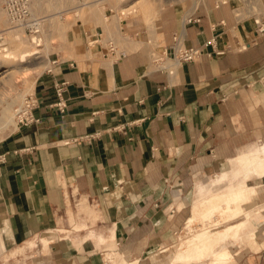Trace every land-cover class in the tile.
<instances>
[{
    "label": "crops",
    "instance_id": "obj_1",
    "mask_svg": "<svg viewBox=\"0 0 264 264\" xmlns=\"http://www.w3.org/2000/svg\"><path fill=\"white\" fill-rule=\"evenodd\" d=\"M234 2L181 25L166 16L157 45L138 24L94 17L51 54L33 89L38 122L0 146L8 261L22 248V264H196L164 251L231 181L233 201L252 197L228 235L245 231L252 247H216L227 238L207 254L264 264V37ZM176 38L200 60H180Z\"/></svg>",
    "mask_w": 264,
    "mask_h": 264
},
{
    "label": "rangeland",
    "instance_id": "obj_2",
    "mask_svg": "<svg viewBox=\"0 0 264 264\" xmlns=\"http://www.w3.org/2000/svg\"><path fill=\"white\" fill-rule=\"evenodd\" d=\"M214 1L215 0H40L33 4V16L40 20V29L38 33H30L26 29L24 31L22 28H13L12 25L9 24L0 0V11H2L5 20L3 29L9 27L10 30L18 29L20 33L29 40L26 44L29 50L33 49L36 53L34 56L26 58L23 61H6L3 58V54L6 50L13 51L14 44L9 41L10 39L7 40L6 36L0 37V125H3L5 122L9 123L5 131H0V146L18 129L15 110L20 107L27 96L34 94L31 90H29L31 92L26 91L25 87H27L28 80L33 77L40 67L45 68L46 65L49 66V57L51 54L55 51H59L60 46L69 44L71 34L81 31L89 20L94 17H101L106 21L112 19L115 22L125 19L130 24H138L139 27L141 26L145 29L150 35V38L155 37L156 41L154 44L157 45L163 27V20L166 16H170L173 23L177 22L181 25L184 19L187 16L189 17L191 15L190 13L194 10L200 6L209 5ZM143 3L145 4L144 7L141 5ZM242 3H244V0H235L234 7H240ZM140 6L143 9L140 8ZM1 33L3 32H0V34ZM48 69L45 68L41 75ZM38 78L35 87H37ZM9 117L11 118V122H9ZM253 178H255L254 183L249 185L257 186L259 183L256 181L257 177ZM235 186L236 184H231V181H228L222 186H217L216 191L221 190V196H213L216 192L214 190L207 194L212 196L207 199L206 204L203 203V206H205L204 211L208 210L213 205H218L220 210L210 215L208 213L209 211L206 214H203L204 211L200 214L198 212L199 210L195 209L193 216L194 220H189L186 227L177 235L174 246L169 250L165 249L164 254H176L177 258L182 260V263H184L183 261L185 259L188 261H196L195 259L199 258L197 256H184L180 258L179 254L185 251V253H190L193 249L198 250L202 246L208 244L205 253L201 255V262H196V264L202 262L216 264L215 257L207 253L210 250H212V252L214 251L212 248L219 240L229 238L227 241L219 243L221 245L216 246L222 250H232L233 247L234 251L238 249L239 252H244L248 246L252 247V244L249 245L247 242L248 239L247 236H245V231L241 232L240 236L237 238H231V236L228 235L229 232L234 231L233 228L228 232L222 231L223 228L229 225L236 224L240 220L243 221L248 215L243 211L242 205L247 204L252 196L248 198L244 196L241 200L239 197L233 201L234 197L231 198L230 193L232 190L236 189ZM4 235L5 230L0 229V243L4 241ZM189 242H192L191 244H194V246L192 248L190 247V250H187L189 249L187 246ZM6 253H8L7 249L0 250V264H22L21 260L17 259V256H31V254L26 253L21 248L15 250L14 253L12 251L10 252L11 257L14 258V262H10L8 261ZM206 254L207 257L205 256ZM229 262L230 259H228L225 264H229ZM188 263L191 262H186L184 264Z\"/></svg>",
    "mask_w": 264,
    "mask_h": 264
},
{
    "label": "built area",
    "instance_id": "obj_3",
    "mask_svg": "<svg viewBox=\"0 0 264 264\" xmlns=\"http://www.w3.org/2000/svg\"><path fill=\"white\" fill-rule=\"evenodd\" d=\"M35 0H1L2 7L12 26H24L30 33H38L36 25L39 19L34 18L31 5ZM260 0H244L245 4L251 11L256 26V34L258 37H264V15L261 11ZM172 47L182 61H197L203 56L204 51L201 48H184L181 46L178 38ZM206 47H208L206 45ZM217 54H221L217 53ZM60 101L54 106L59 111H63L64 104L61 99V94H58ZM39 105L38 98L33 94L27 96L19 108L15 110L18 129L27 128L38 122L35 117V110ZM79 143V140L74 141V144Z\"/></svg>",
    "mask_w": 264,
    "mask_h": 264
},
{
    "label": "bare ground",
    "instance_id": "obj_4",
    "mask_svg": "<svg viewBox=\"0 0 264 264\" xmlns=\"http://www.w3.org/2000/svg\"><path fill=\"white\" fill-rule=\"evenodd\" d=\"M37 1H40V0H35L32 5H31V9H32V13L33 12V4L36 3ZM46 1V0H45ZM143 7L145 6V4H141ZM140 8H142L140 6ZM143 9V8H142ZM141 9V10H142ZM4 10V9H3ZM87 11V10H86ZM5 12V11H4ZM6 14V13H5ZM7 16V15H6ZM8 19V17H7ZM9 21V19H8ZM63 21V20H62ZM9 24L11 25L10 21H9ZM5 25V20H4V15L2 13V11H0V32H3L0 34V37L1 36H6V39H10L9 41L11 43L14 44V50L11 51V50H6V52L3 54V58L6 60V61H13L14 62H18V61H23L25 60L26 58H29V57H32L34 56L36 53L33 49L29 50V48L27 47V43H28V39H26L18 29H12L10 30L9 28L7 29H3V26ZM37 27H38V32H39V29H40V20L37 21L36 23ZM13 28H22L24 29L25 31V27L24 26H20V25H15V26H12ZM9 30V31H8ZM46 64V63H45ZM47 68V67H45ZM44 67H40L37 72L33 75L32 78H30V80H28L27 82V87L26 88V91H33L34 89V85H35V82L37 80V78L41 75V73L43 72V70L45 69ZM29 91V92H31ZM4 115V114H3ZM5 117V116H4ZM3 118V117H2ZM9 122H11V118L9 117ZM3 121V119H2ZM1 121V122H2ZM9 124L8 122L4 123L3 125H0V131H5L7 128H8V125ZM219 209L218 208H214L210 214L213 215L215 212H217ZM232 229V227H229V228H223L222 231L224 230V232H228ZM210 237V236H209ZM192 242H189L187 244V246L189 247V249L187 250H190V247L192 248L194 246V244H191ZM184 245V244H183ZM208 245V244H207ZM207 245L206 246H202L201 248H199L198 250H195L193 249V251H191L190 253H185V252H182L179 254V257H184V256H189V257H199L201 258V255L203 253H205V250L207 248ZM195 248V247H194ZM197 258V259H199Z\"/></svg>",
    "mask_w": 264,
    "mask_h": 264
}]
</instances>
